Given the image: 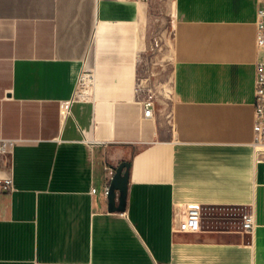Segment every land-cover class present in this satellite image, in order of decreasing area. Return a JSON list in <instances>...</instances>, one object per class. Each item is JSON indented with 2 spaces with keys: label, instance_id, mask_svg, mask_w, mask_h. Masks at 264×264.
Segmentation results:
<instances>
[{
  "label": "crops",
  "instance_id": "obj_1",
  "mask_svg": "<svg viewBox=\"0 0 264 264\" xmlns=\"http://www.w3.org/2000/svg\"><path fill=\"white\" fill-rule=\"evenodd\" d=\"M169 1L170 100L147 117L153 0H0V180L13 182L0 264H264L260 0ZM122 162L129 189L113 211L103 190ZM188 203L201 223L176 231Z\"/></svg>",
  "mask_w": 264,
  "mask_h": 264
},
{
  "label": "built area",
  "instance_id": "obj_2",
  "mask_svg": "<svg viewBox=\"0 0 264 264\" xmlns=\"http://www.w3.org/2000/svg\"><path fill=\"white\" fill-rule=\"evenodd\" d=\"M259 22L257 31V47L260 58L257 62L256 77V97H255V124H254V145L256 147H264V0H260ZM89 72H85L81 81L85 82L89 77ZM145 115L147 117L154 114L155 101L152 96L144 97ZM69 104L63 103L61 106L62 113L68 110ZM10 141L0 138V160L3 155L9 151ZM13 182L10 179L0 180V192L11 190ZM97 188H92V192H96ZM110 191V183L106 184L103 190L105 196L108 197ZM178 218L175 226L176 231L188 232L197 230L201 223L202 208L200 204L188 203L178 206ZM243 228L247 232H252L255 227V217L252 212H248L243 216Z\"/></svg>",
  "mask_w": 264,
  "mask_h": 264
},
{
  "label": "rangeland",
  "instance_id": "obj_3",
  "mask_svg": "<svg viewBox=\"0 0 264 264\" xmlns=\"http://www.w3.org/2000/svg\"><path fill=\"white\" fill-rule=\"evenodd\" d=\"M153 2L155 4L152 9L153 15L161 17V20L158 21L159 25L151 37L154 48L141 61L139 81L143 96H152L156 108L159 109L161 116L165 117L171 94L172 64L168 57H163V44L170 43L172 30H170L168 19L164 17V8L169 7L170 1L153 0Z\"/></svg>",
  "mask_w": 264,
  "mask_h": 264
},
{
  "label": "water",
  "instance_id": "obj_4",
  "mask_svg": "<svg viewBox=\"0 0 264 264\" xmlns=\"http://www.w3.org/2000/svg\"><path fill=\"white\" fill-rule=\"evenodd\" d=\"M130 163L122 162L116 167L115 173L110 181L108 194L109 207L113 211L125 209L126 197L129 189ZM119 192V195L117 194Z\"/></svg>",
  "mask_w": 264,
  "mask_h": 264
}]
</instances>
